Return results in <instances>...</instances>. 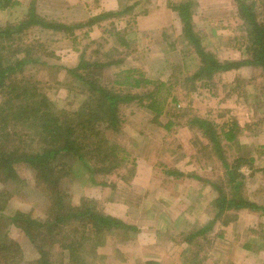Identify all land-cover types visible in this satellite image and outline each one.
Returning a JSON list of instances; mask_svg holds the SVG:
<instances>
[{"label":"trees","instance_id":"1","mask_svg":"<svg viewBox=\"0 0 264 264\" xmlns=\"http://www.w3.org/2000/svg\"><path fill=\"white\" fill-rule=\"evenodd\" d=\"M233 2L238 17L246 26L247 44L243 59L219 62L211 54L205 53L193 30L191 4L183 3L171 9L177 14L187 45L193 46L194 56L187 57L188 53L182 55L181 66L170 67L171 74L164 82L147 79L141 71L133 68H119L124 59L110 58L113 48L108 54L104 53L106 60L81 58L75 68L65 70L70 79L66 82V94L70 97L74 92L76 98L72 111L59 108L58 103L50 101L37 87L16 78L26 64L35 61L29 54L32 48L25 43L23 35L34 28L71 35L68 32L91 27L106 18L126 15L129 11L100 14L70 25L40 17L31 2L27 4L21 19L0 27V44L7 45L0 46V183H6L2 179L13 178L14 166L23 163L35 173L37 189L47 200L42 220L17 210L9 217L8 228L21 232L35 251V259L26 264H87L82 247L87 248V253L94 259L97 257L101 260L103 256H96L94 247L100 245L108 233L123 230L135 234L133 227L98 211L92 200L85 199L81 205H71L67 194L61 189L63 182L67 184L77 179L72 166L78 169V175L83 174L93 184L97 183L96 178H108L127 165L133 167L134 160L120 139L123 106L136 105L153 115L152 122L166 133L172 126L182 125L193 130L197 124L202 129V135L213 145L207 146L210 148L209 158L211 154L217 156L223 151L220 142L226 147L241 150L237 139L244 128L236 119L231 118L218 128L196 116L180 123L186 117L184 113L187 115L190 110L180 113L166 109L168 99L175 105L177 103V97L171 96L175 89L190 92L198 87L208 88L213 85L211 80L214 76L241 67L258 69L264 74V0ZM21 7L16 0H0V12ZM118 41L121 47L128 48L129 43L123 36ZM170 48L173 49L172 46ZM8 52L12 54L11 57ZM163 116L167 121L161 123L159 118ZM222 157V181L209 183L194 174L185 175L191 179L197 178L213 189L216 195L212 201L214 220L229 211L249 210L264 214L263 207L250 202L243 195L245 180L240 169L243 166L253 168V159L237 155L227 162ZM132 173L133 169L130 175ZM165 175L174 179L184 176L173 168L165 171ZM120 180L127 179L121 177ZM108 184L100 183L103 187ZM5 193L6 190L0 192V196L4 194L3 198L0 197V209L7 207L9 196ZM5 232L0 233V264H12L20 258V250L8 240L9 229ZM204 232L198 230L189 236L188 241ZM262 240L264 242V236ZM64 253L67 261L52 260L54 256L64 258Z\"/></svg>","mask_w":264,"mask_h":264},{"label":"rangeland","instance_id":"2","mask_svg":"<svg viewBox=\"0 0 264 264\" xmlns=\"http://www.w3.org/2000/svg\"><path fill=\"white\" fill-rule=\"evenodd\" d=\"M88 2L92 4L93 1L88 0ZM122 2L127 3L126 0H122ZM183 3L191 4L193 30L205 53L211 54L219 62L244 58L243 52L247 44L246 26L238 17L237 7L233 0H148V2L145 0L141 5H138L135 12L141 13L144 9L154 5L159 12H155L156 17L147 24L148 30H140L143 33L138 31V27L132 26L134 17L132 13L127 16L101 20L92 28L84 27L68 32L71 35L67 32L63 34L39 28L29 30L23 37L25 43L32 48L29 54L35 61L26 64L16 74V78L34 85L44 92L50 101L58 103L59 108H66L67 111L75 109L73 106L76 105V98L74 92L70 97L66 94L68 88L66 82L69 76L65 70L75 68L81 58L91 61L106 60L104 53L112 48L114 52L110 54V58L124 59L119 68H133L141 71L147 79L167 81L171 74L170 67L179 66L182 55L188 53L187 57L194 56L193 46H188L187 40L182 36V26L178 18H174L173 14L163 13L164 6L171 10V7ZM26 7L27 4L21 8L11 9L6 14L0 13V27L21 19ZM50 15L54 16L55 13ZM137 15L141 14L137 13ZM122 18L126 19V22L121 21ZM77 20L75 17V21L65 22V24L74 25L73 22L80 21ZM145 31H149V33ZM122 36L126 42L128 41V48L120 46L118 38ZM0 46L7 45L0 44ZM96 51L98 53H95ZM8 55L11 57L12 54L8 52ZM117 69H113V71L116 72ZM211 82L213 85L208 88L198 87L190 92L175 89L171 96L177 97V103L175 105L168 99L166 109L177 110L180 113H183V110H190L187 115L184 113L186 117L180 123L196 116L218 128L225 121L231 118L236 119L238 124L244 128L243 133L237 139L240 151L235 147H226L220 142L223 151L217 155L218 157L211 154L212 156L209 158V147L213 145L202 135V129L197 124L193 126V130L182 125L180 127L172 126L166 133L152 122L153 115H149L145 110L136 105H127L121 108V137L123 138L120 137V139L123 147L131 154V159L135 160L144 155V150L140 148L141 145H155L161 157L163 154L165 161L173 162L169 166L182 169L184 174L178 181L166 184L168 194L164 197L167 199L175 193H181L187 202H193L195 199L200 200L201 203L192 209V215L194 213L201 214L198 219L193 215L194 221H192V216H186L188 218L184 228L185 230L190 228V231L209 227L208 221L215 215L212 201L216 195L209 184L202 183L197 178H188L185 175L195 174L209 183L222 181L224 168L220 159L221 155L227 162L237 155L253 159V168L248 169L247 166H243L240 169L245 180L243 195L250 202L264 208V74L258 69L241 67L227 74L216 75ZM238 96L239 99H237ZM159 120L164 123L167 118L163 116ZM75 165L79 166L77 163ZM133 167L127 165L112 173L108 178H96L97 183L93 184L87 180L86 176L83 177V174L78 175V169L72 166V171L77 174L75 176L77 179L66 181L67 184L63 182L61 189L67 194L71 205H81L85 199L92 200L97 206V210L103 212L102 195L95 189L102 190L106 187L101 186V182L114 185L121 177L128 179ZM14 175L13 178L2 179L6 180V183H0V192L6 190L5 195L9 196L7 207L4 206L3 209H0V233L5 234V231L9 229L8 240L16 244L20 250V258L14 260L12 264H26L35 259V251L21 232L8 228L9 217L17 210L29 213L36 220H42L47 209V200L37 189L35 173L27 165L23 163L15 165ZM158 177L161 178L160 175ZM3 195L0 197L3 198ZM240 211L225 213L219 218L213 229L220 232L219 230L224 229L223 223L234 218ZM243 211L245 213L240 214V220L233 225V228L238 236L244 235L245 232L247 238L254 239L255 246L253 243L251 246L253 248L260 247L259 250L262 252L256 254L253 264H264V242L261 238L264 235V214L260 211ZM138 216L137 214L135 217ZM147 224L154 223L145 222V227ZM228 231L230 233L227 234L226 241L232 239V232ZM135 235L136 233L132 234L123 230L108 233L100 245L91 246L94 247L96 256H103L101 260L97 257L94 259L87 253V248L82 247L81 251L84 250L86 263L130 264L136 256L134 251L129 253L134 248L133 242L136 243L135 247L138 246ZM127 237L130 238L126 239ZM241 240L242 237L238 239V241ZM205 242L206 240H202V244L205 245ZM202 247L204 249L206 246ZM164 255L162 253V256ZM64 258L54 256L52 260L54 262L67 261L65 253ZM161 263L169 264L170 261L163 257Z\"/></svg>","mask_w":264,"mask_h":264},{"label":"crops","instance_id":"3","mask_svg":"<svg viewBox=\"0 0 264 264\" xmlns=\"http://www.w3.org/2000/svg\"><path fill=\"white\" fill-rule=\"evenodd\" d=\"M16 1L21 6L33 2L37 15L48 21L64 24L65 22L71 23L72 20L75 21V17L78 19L77 21H80L73 22V24L86 21L100 14L129 11L123 15L127 16L129 13L134 15L132 26L138 27V31L141 29L148 30L147 24L156 17L154 13L159 12L155 5L150 6L151 10L149 7L141 13L135 12L138 5H141L145 0H126V4L122 0H91L93 1L92 4L88 0ZM71 12L72 15H70ZM0 13L6 14L8 11ZM54 13V16L50 15ZM137 13L141 15H137ZM163 13L173 14L174 18H178L176 12L165 6ZM121 21L126 22V19L122 18ZM94 26L95 24L91 28ZM149 31L145 32L149 33ZM136 145L138 146V144ZM140 148L144 150V155L134 160L133 173L128 179L126 178L127 180L119 179L114 185L108 184L102 190L95 189L97 193L102 195V213L136 230L135 236L138 246L135 247L136 243L133 242L134 248H129L131 249L129 253H133V251L136 253L135 260L131 261L130 264H147L148 262L162 264L163 257L169 259V264H253L256 254L262 252L259 250L261 248L257 246V248H253L251 244L253 243L255 246L254 239L247 238L245 232V236H238L235 228H233V225L240 220V214H244L245 211H240L238 216L236 215L238 218L234 216L231 220L225 221L223 223L224 229L219 230L220 232L213 229L219 219L210 218L207 224L209 227L201 228L205 232L188 241L189 236L197 233L200 229L190 231L189 228V231L185 230V221L188 218L186 216H192V221H194L193 215L198 219L201 214L194 213L192 215V209L201 203L200 200L195 199L193 202H187L181 193H175L166 199L164 197L168 194L166 184L179 179L166 176L165 171L173 168L182 173V169L169 166L173 162L165 161L163 154L161 157L155 145H141ZM159 175L161 178L158 177ZM166 205L167 207H165ZM137 214L139 216L135 217ZM149 221L154 224H147L145 227V222ZM228 230L232 232L230 241H226L227 234L230 233ZM240 237L242 240L238 241ZM202 240H206L205 245L202 244ZM202 246L206 247L202 249ZM162 253L165 255L162 256Z\"/></svg>","mask_w":264,"mask_h":264}]
</instances>
